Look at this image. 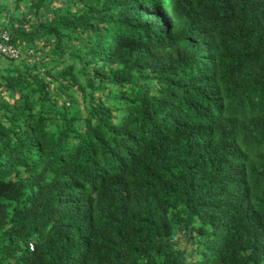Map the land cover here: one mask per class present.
Returning <instances> with one entry per match:
<instances>
[{
	"label": "trees",
	"instance_id": "trees-1",
	"mask_svg": "<svg viewBox=\"0 0 264 264\" xmlns=\"http://www.w3.org/2000/svg\"><path fill=\"white\" fill-rule=\"evenodd\" d=\"M0 17V264H264V0Z\"/></svg>",
	"mask_w": 264,
	"mask_h": 264
},
{
	"label": "built area",
	"instance_id": "built-area-1",
	"mask_svg": "<svg viewBox=\"0 0 264 264\" xmlns=\"http://www.w3.org/2000/svg\"><path fill=\"white\" fill-rule=\"evenodd\" d=\"M0 55L10 59L20 57V48L11 41V36L5 31L0 32Z\"/></svg>",
	"mask_w": 264,
	"mask_h": 264
},
{
	"label": "rangeland",
	"instance_id": "rangeland-1",
	"mask_svg": "<svg viewBox=\"0 0 264 264\" xmlns=\"http://www.w3.org/2000/svg\"><path fill=\"white\" fill-rule=\"evenodd\" d=\"M2 20H4V19L2 17H0V31L1 30H5V29H9V24L7 22H5V21H2ZM17 42L20 44V46L22 47V49H23L24 52H27L28 47L29 46H32V44H33V43H30L31 41L28 40L27 37L19 38L17 40ZM35 43H36V41H35ZM21 61L22 60L20 58H17V59H15L14 62L18 63V62H21ZM2 62L5 64V63H7V60H4Z\"/></svg>",
	"mask_w": 264,
	"mask_h": 264
},
{
	"label": "clouds",
	"instance_id": "clouds-1",
	"mask_svg": "<svg viewBox=\"0 0 264 264\" xmlns=\"http://www.w3.org/2000/svg\"><path fill=\"white\" fill-rule=\"evenodd\" d=\"M231 211H232V210H230V211L228 212V214H230ZM180 236H181V235H180ZM180 236H179V237H180ZM189 244H190V242L188 243V245H189ZM189 246H190V248L193 247L192 245H189Z\"/></svg>",
	"mask_w": 264,
	"mask_h": 264
},
{
	"label": "bare ground",
	"instance_id": "bare-ground-1",
	"mask_svg": "<svg viewBox=\"0 0 264 264\" xmlns=\"http://www.w3.org/2000/svg\"><path fill=\"white\" fill-rule=\"evenodd\" d=\"M56 2V1H55ZM238 5V4H237ZM218 6V5H217ZM131 7V6H130ZM129 8V7H128ZM127 9V8H126ZM205 10V9H204ZM7 30V29H6ZM200 49V48H199ZM179 88V87H178Z\"/></svg>",
	"mask_w": 264,
	"mask_h": 264
}]
</instances>
